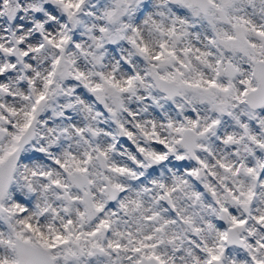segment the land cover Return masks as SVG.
<instances>
[{"label":"snow or ice","instance_id":"obj_1","mask_svg":"<svg viewBox=\"0 0 264 264\" xmlns=\"http://www.w3.org/2000/svg\"><path fill=\"white\" fill-rule=\"evenodd\" d=\"M0 264H264V0H0Z\"/></svg>","mask_w":264,"mask_h":264}]
</instances>
